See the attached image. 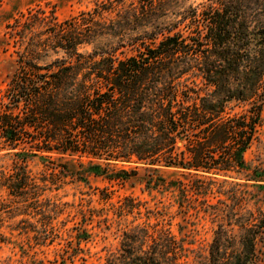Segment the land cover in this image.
I'll return each mask as SVG.
<instances>
[{
    "label": "trees",
    "instance_id": "16d2710c",
    "mask_svg": "<svg viewBox=\"0 0 264 264\" xmlns=\"http://www.w3.org/2000/svg\"><path fill=\"white\" fill-rule=\"evenodd\" d=\"M106 1L64 20L28 7L7 24L17 67L1 96L0 158L10 162L0 187L38 209L48 188L73 176L55 153L87 158L91 172L118 182L144 169L159 186L156 172L178 167L190 177L174 181L183 196H226L202 264H259L264 209L240 212L239 176L250 179L245 154L264 121V0L178 10L180 0ZM103 36L118 40L85 49ZM35 157L48 159L40 175L29 168ZM118 210L139 212L140 203L126 196ZM123 234L109 264H191L170 227Z\"/></svg>",
    "mask_w": 264,
    "mask_h": 264
},
{
    "label": "rangeland",
    "instance_id": "374dc122",
    "mask_svg": "<svg viewBox=\"0 0 264 264\" xmlns=\"http://www.w3.org/2000/svg\"><path fill=\"white\" fill-rule=\"evenodd\" d=\"M96 1L0 0V104L5 82L17 67L13 46L8 44L7 24L28 7L42 5L54 10L57 18L64 20L91 9ZM203 1L207 0H180L173 9ZM117 40L115 37H99L85 49ZM245 156L250 179L239 176L242 177L239 181L245 195L239 207L241 213L264 209V186H261L264 184V174L258 176L253 172L254 169H264V121L258 139ZM54 157L57 162H67L73 176L66 178V183L60 186L48 188L41 196L42 203L38 209L27 208L26 201L9 195L4 187H0V231L3 234V238H0V264L118 262L123 233L134 229L137 224L148 225L151 230L154 227H170L183 244L187 261L202 264L206 260L214 229L219 222H225L220 216L215 217L213 211L215 207H221L218 197L226 196L219 195L216 190L201 194L189 192L183 196L174 181H188L190 177L182 175L183 169L178 167H161L155 175L163 177L165 182L161 181L162 184L155 186L149 183L152 173L144 169L126 181L118 182L91 172L87 158L59 153H55ZM45 161L48 159L35 157L30 161L29 168L40 175L45 170ZM9 162L8 158H0V165ZM102 189L112 192L110 199L101 197ZM126 196L139 201V212L119 214L118 208ZM227 202L233 203L231 199ZM234 231L238 233L237 227ZM257 248L259 264H264V231L257 238Z\"/></svg>",
    "mask_w": 264,
    "mask_h": 264
}]
</instances>
